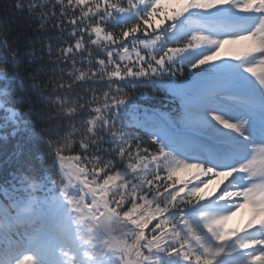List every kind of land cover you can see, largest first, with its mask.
Masks as SVG:
<instances>
[{
	"label": "snow or ice",
	"instance_id": "snow-or-ice-1",
	"mask_svg": "<svg viewBox=\"0 0 264 264\" xmlns=\"http://www.w3.org/2000/svg\"><path fill=\"white\" fill-rule=\"evenodd\" d=\"M15 7L52 67L0 28V264H264V0Z\"/></svg>",
	"mask_w": 264,
	"mask_h": 264
},
{
	"label": "trees",
	"instance_id": "trees-1",
	"mask_svg": "<svg viewBox=\"0 0 264 264\" xmlns=\"http://www.w3.org/2000/svg\"><path fill=\"white\" fill-rule=\"evenodd\" d=\"M17 0H0V28L9 29L10 36L13 39L14 43H18L21 47V51L24 50L26 42L31 39L34 41L35 48L37 49L36 55L39 57L43 54V60H37L35 64L26 66V73L31 72L34 68L40 64L44 65V72L41 73L39 79L47 80L49 76V69L52 67L48 63L49 57L43 53V46L45 44V37L43 33L37 31V26L39 21L35 17H29L27 11H19L16 9L15 4ZM55 37L57 34L55 32L49 33ZM53 50L55 51V41H53ZM27 59V58H25ZM31 81L26 79L25 88L28 90L29 94L32 96L33 100H36L40 95V92L43 91L45 95H48L51 91V85L48 88L33 90L31 89ZM139 91V90H138ZM150 96H165L164 92H151L149 90ZM138 103H145L143 99L138 100ZM149 103H155V101H149ZM165 104H168L169 107H174L171 105L168 100H165ZM46 105L37 104L36 108L39 111L41 108H45ZM20 138L11 139L7 142L0 140V181L5 178H9V172L14 168H19L20 164L23 163V159L19 157V150L17 148V141ZM37 154H28L26 153V158L31 161L34 168H46L47 165L42 159L36 158ZM32 195H36L32 193ZM25 206L20 205V208L23 209ZM19 219V217H15ZM3 219H0V223H4ZM23 226V225H22Z\"/></svg>",
	"mask_w": 264,
	"mask_h": 264
},
{
	"label": "rangeland",
	"instance_id": "rangeland-1",
	"mask_svg": "<svg viewBox=\"0 0 264 264\" xmlns=\"http://www.w3.org/2000/svg\"><path fill=\"white\" fill-rule=\"evenodd\" d=\"M247 218V213H238L226 225V229L230 230L242 226L243 221Z\"/></svg>",
	"mask_w": 264,
	"mask_h": 264
}]
</instances>
